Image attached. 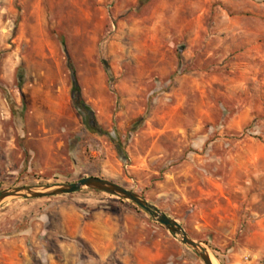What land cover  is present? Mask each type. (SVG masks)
<instances>
[{
  "label": "rangeland",
  "instance_id": "obj_1",
  "mask_svg": "<svg viewBox=\"0 0 264 264\" xmlns=\"http://www.w3.org/2000/svg\"><path fill=\"white\" fill-rule=\"evenodd\" d=\"M62 38L108 135L73 99ZM86 177L139 194L218 264H264V0H0V193ZM0 264L204 262L84 190L5 201Z\"/></svg>",
  "mask_w": 264,
  "mask_h": 264
},
{
  "label": "water",
  "instance_id": "obj_2",
  "mask_svg": "<svg viewBox=\"0 0 264 264\" xmlns=\"http://www.w3.org/2000/svg\"><path fill=\"white\" fill-rule=\"evenodd\" d=\"M84 190L102 192L133 203L138 208L153 216L159 224L166 227L183 245L194 250L204 264H214L213 257L217 260L207 246L194 240L178 221L170 218L134 191L99 177H86L75 183L54 186H25L9 189L0 193V206L9 199H44L73 195Z\"/></svg>",
  "mask_w": 264,
  "mask_h": 264
},
{
  "label": "trees",
  "instance_id": "obj_3",
  "mask_svg": "<svg viewBox=\"0 0 264 264\" xmlns=\"http://www.w3.org/2000/svg\"><path fill=\"white\" fill-rule=\"evenodd\" d=\"M62 43H63L64 48H65L67 63H68V67L70 69V77H71V82L73 84V99H74L76 105L79 108V110L82 111L86 115V124L90 129L96 130L102 135H108L109 133L104 131L103 128L99 125L94 109L89 104H87V102L83 98L82 89H81V86L79 84V80H78V76H77L76 66H75L74 60H73V58H72V56L68 50L67 41L65 38H62ZM19 80L22 83L24 81V75H23L22 71H20V73H19Z\"/></svg>",
  "mask_w": 264,
  "mask_h": 264
},
{
  "label": "bare ground",
  "instance_id": "obj_4",
  "mask_svg": "<svg viewBox=\"0 0 264 264\" xmlns=\"http://www.w3.org/2000/svg\"><path fill=\"white\" fill-rule=\"evenodd\" d=\"M212 259H213L214 264H218V261L214 257Z\"/></svg>",
  "mask_w": 264,
  "mask_h": 264
}]
</instances>
